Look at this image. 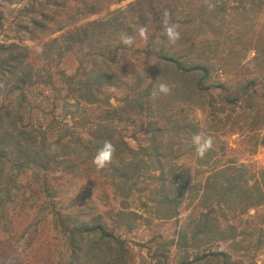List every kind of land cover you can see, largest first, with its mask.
<instances>
[{
  "label": "rangeland",
  "instance_id": "rangeland-1",
  "mask_svg": "<svg viewBox=\"0 0 264 264\" xmlns=\"http://www.w3.org/2000/svg\"><path fill=\"white\" fill-rule=\"evenodd\" d=\"M173 25L179 38L170 43L165 29ZM153 41L162 54L208 65L206 86L224 83L233 92L255 80L258 96L264 94V0H0V46L24 48L20 65L0 67V134L12 137L11 161H0V264H67V230L95 219L126 242V264H177L184 257L177 235L186 230L189 237L205 210L191 185L211 176L222 181L213 175L232 164L245 170L247 187L264 188V146L258 144L264 113L254 127L244 108L221 104L218 88L183 94L172 76L176 69L167 82L152 80ZM5 55L0 48V59ZM162 83L168 93L154 95ZM14 84L22 90H11ZM144 102L149 111L139 109ZM195 135L211 141L203 156L195 151ZM152 139L165 155L161 161L142 150ZM101 140L114 152L97 168L93 144ZM28 148L39 151L38 166H13ZM158 162L166 171L172 165L187 171L173 218L162 216ZM221 212L228 218L220 217L221 226H234L239 237L211 249L247 261L239 249L260 237L255 264H264V200L233 218L223 208L215 216Z\"/></svg>",
  "mask_w": 264,
  "mask_h": 264
},
{
  "label": "trees",
  "instance_id": "trees-1",
  "mask_svg": "<svg viewBox=\"0 0 264 264\" xmlns=\"http://www.w3.org/2000/svg\"><path fill=\"white\" fill-rule=\"evenodd\" d=\"M92 25L93 23L91 26ZM87 31V29L81 31L84 37ZM71 37H73L72 34H68L67 39H71ZM78 40L82 39L78 37ZM154 42L155 41H153L154 49L151 55L154 56L156 62L152 67V80L158 78V80L160 79L163 82H167L169 74L172 73L173 69H176V72L174 71L172 76L178 77L177 84L179 83V85L182 86L183 94L190 95L194 92L201 94L205 93V91L208 93L211 89L218 88L221 104L225 106L235 105L244 108L250 114L254 127H258V125L262 123V121L257 120V118L258 114L264 113V94L261 97L258 96V92L255 91L257 86L255 80L244 81L242 84H239L237 90L233 92H228L227 89L229 88L224 83H218L215 87L213 85L206 86L205 82L210 73L208 65L181 62L180 59L175 58L173 55L169 56L167 54H162L160 51H156ZM0 48L3 52L7 53L5 57L0 59L1 68H9L15 64L20 65L19 60L22 57L21 51L24 49L23 47L14 43L8 46H0ZM173 82L176 83L174 80ZM22 88L23 86L14 84L11 90H22ZM152 89L149 91H152ZM148 92L145 91L144 94L148 95ZM254 95L257 96L255 99ZM140 99L141 97L130 99V101L127 100V103L128 101L129 103L139 102ZM146 103L148 102L140 103L139 109L142 111H149L150 105ZM254 103H257L259 109L252 107ZM112 111H117V109ZM107 114L110 115L111 112H107ZM158 131L159 129L152 130V135L155 136L154 133ZM6 140L9 141V143H7ZM11 140L12 137L9 135L5 136L0 134V161H3V159L11 161V159H7V154H11ZM101 141L104 143L103 140ZM101 141L93 144L96 150L102 146L103 143ZM258 144L264 146V136L258 139ZM56 145L61 146L59 143ZM121 145L125 147L126 152L131 154L132 151L126 146L124 141H121ZM17 149L18 152L22 151L20 146H18ZM142 150L145 151L147 156L153 157L155 161H161L165 157L161 152L160 146L154 139H152L148 149ZM23 152V158H20L21 156L19 155L14 157L16 160L13 166H16L18 169L22 170L28 168L30 163L37 165L38 163L36 162L40 161L38 157L39 151H36V148H28V150L25 149ZM29 154H33L34 157L29 159ZM55 158L57 157H52L51 160L56 161ZM60 162L67 163L68 161L62 159ZM40 167L44 168L43 165ZM113 170L119 171L121 177H125V174H127V172L125 173V169ZM2 171L3 168L0 167V175ZM156 171L159 174L156 179L162 181L161 188L158 191L161 200L159 204L164 205V209L161 211L164 214L162 216L163 218H173L177 215V208L181 205V198L186 192L185 189H187L189 184L186 175L187 171L183 167L177 168V166L174 165L166 171L162 164H159ZM244 173L245 170L242 167L235 169L231 164V166L228 165L217 170L213 175V177H221L222 181L213 182L211 176L208 178L205 177L204 180L197 185L190 186L192 190L198 187L194 193L195 198L201 202V206H203L205 210L199 211L198 215L195 217L192 234L189 233V237L186 230L177 235L175 246L177 250L179 252L181 251L184 255L183 259L177 264H255V252L262 246L260 237L257 238L256 244L253 247L247 245L239 249L243 252L244 257H248L247 261L241 260L238 262L233 260L230 254L213 251L211 249V246L215 243L234 240L236 236L239 237V234L236 233L237 235H235L234 226L227 225L225 228L221 226L219 222V220H221L220 217L226 222L228 218L225 212H221L220 215L216 217L217 208L228 210V213L232 214L233 218V214H236L237 210L241 215L243 212H247V210L260 205L264 200V188L247 187L246 183L248 181L244 180ZM169 176V182H166ZM214 199H216V201L212 202ZM209 201L217 205V207L207 205ZM97 220L98 219H95L90 224L80 225L79 227L67 230V264H81L82 260H97L102 258L103 262L99 264H126L125 257L128 252L125 246L126 242L97 223ZM84 241L86 242L84 243ZM199 242L204 243V247H199ZM196 248L198 251L195 253L193 252L194 254L189 256L188 251Z\"/></svg>",
  "mask_w": 264,
  "mask_h": 264
},
{
  "label": "clouds",
  "instance_id": "clouds-1",
  "mask_svg": "<svg viewBox=\"0 0 264 264\" xmlns=\"http://www.w3.org/2000/svg\"><path fill=\"white\" fill-rule=\"evenodd\" d=\"M167 39L170 43L175 42L179 38V33L175 30V26H169L165 29ZM139 34H144V29L139 30ZM125 43H131V38H125ZM169 91L166 84H160L155 94H167ZM192 143L195 147L197 155L203 156V154L211 146V141L209 138L202 137L200 135H195L192 137ZM114 152V147L110 141H104L103 145L97 149L96 154L93 159V163L97 168H103L108 162H110L112 154Z\"/></svg>",
  "mask_w": 264,
  "mask_h": 264
}]
</instances>
